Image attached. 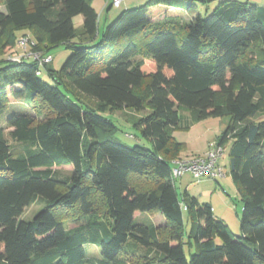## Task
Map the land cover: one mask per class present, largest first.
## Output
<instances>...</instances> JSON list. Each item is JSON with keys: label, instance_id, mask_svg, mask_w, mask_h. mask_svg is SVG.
<instances>
[{"label": "trees", "instance_id": "16d2710c", "mask_svg": "<svg viewBox=\"0 0 264 264\" xmlns=\"http://www.w3.org/2000/svg\"><path fill=\"white\" fill-rule=\"evenodd\" d=\"M92 1L0 0V110L26 100L42 116L0 124V264H123L128 240L143 248L138 264H264V120L254 119L264 115V7L221 0L201 17L196 2L205 0H147L99 31ZM17 32L42 56L58 46L70 54L58 70L52 60L9 61L20 53ZM122 108L148 109L129 123L150 148L113 139L116 127L100 113ZM180 109L192 123L230 118L217 144L229 143L238 234L208 202L178 197L170 161L182 149L174 132L188 129ZM36 200L44 208L18 220ZM152 212L166 226L135 224ZM85 244L102 260L87 259Z\"/></svg>", "mask_w": 264, "mask_h": 264}, {"label": "rangeland", "instance_id": "374dc122", "mask_svg": "<svg viewBox=\"0 0 264 264\" xmlns=\"http://www.w3.org/2000/svg\"><path fill=\"white\" fill-rule=\"evenodd\" d=\"M111 1V0H109ZM147 0H124L119 6H110L107 17V21L104 22L103 18L98 17V29L99 31L106 25L111 24L119 16V14L123 11L130 10L133 8H137L143 5ZM221 0H205V3L196 2L198 14L201 17H206L209 15L212 10L216 7L217 3ZM241 3L253 4L256 6L264 7V0H236ZM95 5L92 7L96 8V13L100 15L99 6L104 4V0H95ZM260 4V5H259ZM96 6V7H95ZM189 18H186L188 20ZM73 25L75 29H79L82 26V16L77 15L73 18ZM20 32L16 33V36L19 37ZM29 36V33H25L19 37V39L23 36ZM31 38V37H30ZM18 42L14 47V50L21 52V49L18 48ZM18 52V53H19ZM52 62L51 66L58 70L60 66L63 64L65 59L69 56L70 50L65 48V46H58L52 51ZM13 55V54H11ZM16 55V53L14 54ZM7 59L8 57L5 56ZM8 60V59H7ZM10 61V60H9ZM41 79L45 82H51L45 74L41 75ZM138 94L146 97V87L144 84L137 89ZM36 104H29L26 100L17 101L9 103L8 106L0 110V124H3L5 120L12 114H30L38 119L42 118L41 115L38 114L39 106ZM148 109H146L142 113H134L133 111L122 108L113 113H100V116L111 121L116 127V132L113 136V139L120 142L123 145L133 146L139 145L144 146L146 148L149 147V143L147 140L142 138L139 134L137 128L130 124L132 121L139 117H144L148 113ZM179 125L181 127L188 126L187 130H178L174 134V138L177 142L182 144V149L179 152V156L172 159L170 162L183 160H194L197 158H202L205 151L216 145L217 139L225 129V127L230 122V118L228 116L222 118H208L195 123L194 126L189 127L188 119H190V114L185 109H180L179 111ZM255 121L264 120L263 116H258L254 118ZM128 123H127V122ZM130 122V123H129ZM6 139L11 148H21L22 145L17 142L12 141L9 136H7V131L5 132ZM264 144V142H263ZM223 149V156L218 160V165L221 167L224 177L216 179V181L212 179H208L207 177H202L197 179L191 174H184L179 178L172 179L174 182V186L176 188V192L178 194L179 199L182 198L184 192L186 191L188 194L194 196L196 194V198L200 202H211L212 206L217 210V212H225V220L227 222V226L229 230L233 234L239 233V220L241 218V210L242 203L239 199L237 190L235 185L233 184L228 171V149L229 143L220 145ZM56 172H58L59 176H68L70 175V169L65 167L54 168ZM205 200V201H204ZM44 208V204L36 200L30 206L24 208L22 214L19 216L18 220L22 221H30L35 214H37L40 210ZM226 210V211H225ZM216 212V213H217ZM65 215L64 217H66ZM220 216V215H219ZM63 217V218H64ZM135 224L144 225L147 227L155 226V227H164L166 226V221L164 217L156 212L152 213H143L139 214L135 218ZM189 221L187 220L186 215H184V226L183 231L187 233L189 230ZM86 258L97 263L102 260V256L100 253V248L96 245L85 244L83 246ZM143 253V248L134 245L131 241H127L124 245H122V252L118 259L123 261V264H138L139 260L137 256ZM184 253L186 257H189L188 249L184 246Z\"/></svg>", "mask_w": 264, "mask_h": 264}, {"label": "built area", "instance_id": "2783aa9c", "mask_svg": "<svg viewBox=\"0 0 264 264\" xmlns=\"http://www.w3.org/2000/svg\"><path fill=\"white\" fill-rule=\"evenodd\" d=\"M124 0H111L112 6H119ZM18 46L21 52L17 55L8 57L7 59L14 62L20 61L22 58H31L39 66L49 64L52 60L51 56H42L41 53L33 51L34 42L29 36H23L18 40ZM223 156V149L216 143L208 148L202 158L194 160H183L172 162L171 177L172 179L179 178L188 173L200 179L207 177L208 179L216 180L224 177L221 167L218 165V160Z\"/></svg>", "mask_w": 264, "mask_h": 264}, {"label": "crops", "instance_id": "0c3cea01", "mask_svg": "<svg viewBox=\"0 0 264 264\" xmlns=\"http://www.w3.org/2000/svg\"><path fill=\"white\" fill-rule=\"evenodd\" d=\"M95 3V0H93L92 1V5H95L94 4ZM110 5H111V1H109V0H104V4H102V5H100L99 6V11H100V15H98V17H100V18H103V15H104V22H106L107 21V17H108V15L109 14H106L108 11V8L110 7ZM260 5V4H259ZM96 7V6H95ZM93 9L96 11V8H94L93 7ZM97 12V11H96ZM23 34H25V32L24 33H20V35H19V37L21 36V35H23ZM18 37V38H19ZM188 125H189V127H192V126H194L195 125V123H192L191 122V120L190 119H188ZM176 132H178V130H176L175 132H174V134L176 133ZM174 134H173V136H174ZM176 140V139H175ZM181 159V158H180ZM186 192V191H185ZM197 195L196 194H194V197H196ZM205 201V200H204ZM207 202V201H206ZM210 205H211V207H212V210H213V214H214V216H216L217 218H219L220 220H222L225 224H227V222H226V220H225V216H224V213L225 212H217V210L212 206V203L211 202H208ZM226 211V210H225ZM217 212V213H216ZM220 215V216H219Z\"/></svg>", "mask_w": 264, "mask_h": 264}]
</instances>
